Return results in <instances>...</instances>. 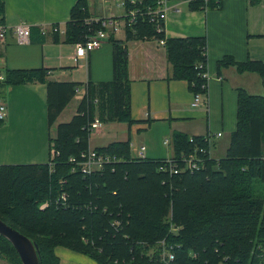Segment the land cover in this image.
Listing matches in <instances>:
<instances>
[{"label": "trees", "instance_id": "16d2710c", "mask_svg": "<svg viewBox=\"0 0 264 264\" xmlns=\"http://www.w3.org/2000/svg\"><path fill=\"white\" fill-rule=\"evenodd\" d=\"M156 4V0L125 2V11L139 12L132 27L125 29L124 40L109 36L110 81L54 82L48 80L46 68L4 71V95L10 86H46L49 128L76 89L85 87L76 114L69 122L57 124L56 136L49 139L50 150L53 142L58 152L52 161L0 166V220L37 244L39 264H59L57 247L85 255L96 264H166L160 258V241L173 254L167 264H264V95L237 90L236 127L225 156L219 160L202 156L200 171L162 172L165 159H133L128 139L94 149L115 159L101 171L87 176L71 172L69 158L90 149V124L95 118L101 123L137 122L130 115L127 42L164 40L171 79L186 82L193 94L206 95L205 38L166 39L148 14ZM189 7L215 8L218 3L195 0ZM3 17L0 0V24ZM100 28L90 16L88 0H78L64 34L55 33L52 41L84 44ZM217 65L233 67L239 74H257L264 88L261 61L237 63L225 57ZM205 137L173 133V160L180 165V159L196 149L208 152L212 144ZM62 193L67 194V202L56 204ZM44 202L48 207L39 210ZM0 254L9 264H21L1 236Z\"/></svg>", "mask_w": 264, "mask_h": 264}, {"label": "crops", "instance_id": "0c3cea01", "mask_svg": "<svg viewBox=\"0 0 264 264\" xmlns=\"http://www.w3.org/2000/svg\"><path fill=\"white\" fill-rule=\"evenodd\" d=\"M77 1L3 0L4 24L12 27L27 23L31 35L27 45H18L12 34L0 43V70L46 68L50 70L48 80L54 82L110 81L112 45L109 40L90 52L86 59L75 63V45L53 43L54 34L41 35L40 26L48 29L49 25H57L62 37L70 10ZM129 1L144 0H88L90 16L98 17L92 19L94 22L121 18L126 12L125 2ZM157 1H162L165 11L166 39L204 37L206 40L208 82L206 95L202 96L203 105L192 107L193 93L187 83L171 79L172 68L163 45L156 40L129 41L130 115L137 122L132 125L101 123L90 135L89 148L129 139L132 158H136L144 146L145 158L165 159L173 157L171 138L178 132L211 137L209 156L219 160L225 156L230 134L236 127L237 90L262 96L264 88L257 74H239L233 67L219 69L217 64L225 57L237 63L247 60L264 63V0H203L218 3V7L198 10L189 7L195 0ZM113 37L124 40L125 31ZM84 94L85 87L81 86L80 93H75L56 124L49 128L46 86L32 83L8 87L5 92L7 117L0 124V166L48 163L49 139L56 136L57 124L69 122L76 114ZM94 138L106 142L96 145ZM216 148L222 149V156L218 158H214L212 150ZM55 254L59 264H96L89 257L63 247H57Z\"/></svg>", "mask_w": 264, "mask_h": 264}, {"label": "built area", "instance_id": "2783aa9c", "mask_svg": "<svg viewBox=\"0 0 264 264\" xmlns=\"http://www.w3.org/2000/svg\"><path fill=\"white\" fill-rule=\"evenodd\" d=\"M134 1H131V4H134ZM155 9H148V14L155 19L154 22H156L157 31L161 32L164 27V21H165V11L162 9V1L156 2ZM139 12L138 9H130L126 11L127 19L123 21H119L116 19H106L101 22L102 29L96 33L95 36L90 38L85 44H77L76 45V51L75 55L73 57V61L75 63L78 62V60L86 59L87 53L90 51H93L97 49L102 41L106 38V30H112L113 32H117L120 29L124 27H131L133 22L135 21V18L137 16V13ZM163 25V26H162ZM51 32L56 33L58 32L57 27H50ZM41 33L44 35L46 34V30L44 27L41 28ZM12 34L14 36L15 42L18 45H27L30 41V35H31V27L27 23H18L17 25H14L12 27L6 26L4 23L0 24V43L4 42L6 37ZM164 41H160V44H163ZM203 79H206L208 81V74L207 72L202 74ZM5 79L4 71L0 70V122H3L7 117V104L5 100L4 95V88L2 89L1 85L2 82ZM203 87L206 88V84H203ZM76 93H80V88L76 89ZM84 96V95H83ZM82 96V97H83ZM202 96L203 94H193V101H192V107H198L202 106ZM101 125V122L95 118L94 121L90 124V130L94 132L98 129V127ZM218 137L220 134L217 135ZM206 141L211 145L212 138L209 136H206ZM165 144L168 143L167 140L164 141ZM210 151V149H209ZM206 152L205 149H196L193 153L188 154L186 156H183L180 160L181 163H177L173 160V157L165 158V165L163 167H160V170L162 172H167L169 175H177L181 172H196L200 171L204 168V163L202 160V156L206 154H210V152ZM145 147L142 146L139 149L138 156L133 159H146L144 157ZM199 153L200 155H197ZM58 152L54 149L50 150V159L49 162L52 161L56 156ZM115 159L113 157H110L108 155L98 153L94 149H87L86 151H83L79 153V155L70 157L69 163L72 166L71 172L76 173L79 172L82 174V176H87L95 172L101 171L105 165L114 162ZM51 165V163L49 164ZM68 196L66 193H62L57 199L56 204L61 203L62 205H65L67 202ZM48 206L47 202H44L40 205V208L43 209L44 207ZM159 247V254L160 258L163 262L166 264L173 259V254L170 251L169 248L165 247L164 241H160L158 243Z\"/></svg>", "mask_w": 264, "mask_h": 264}, {"label": "water", "instance_id": "95a60500", "mask_svg": "<svg viewBox=\"0 0 264 264\" xmlns=\"http://www.w3.org/2000/svg\"><path fill=\"white\" fill-rule=\"evenodd\" d=\"M0 236L4 237L12 245L21 264H39V248L37 244L1 220Z\"/></svg>", "mask_w": 264, "mask_h": 264}, {"label": "bare ground", "instance_id": "6f19581e", "mask_svg": "<svg viewBox=\"0 0 264 264\" xmlns=\"http://www.w3.org/2000/svg\"><path fill=\"white\" fill-rule=\"evenodd\" d=\"M129 2L131 3V1H129ZM125 14H126V12H125ZM125 16H126V15H124V16L121 17V18H108V19H116V20H119V21H123V20H125V19H124ZM104 20H106V19H103V20H101V21H100V20H99V21H95V23L100 24V27H101V22L104 21ZM3 23H4V22H3ZM52 26L57 27L58 30H59V27H58L57 25H49V26H48V29H47V27H45V26H40V32H41V28H42V27H44L45 30H46V34L43 35V34L41 33V35L45 36V35H47L48 33H49V34H55V33L51 32V30H50V27H52ZM131 27H132V26H131ZM131 27H128V26H127V27H124V28L120 29V30L117 31V32H113L112 30L107 29V30H106V38L102 41V43H103L105 40H108L110 35H114L115 33H118V32H120V31H125L126 28H131ZM101 29H102V27H101L99 30H97V32L100 31ZM97 32H96V33H97ZM56 33H60V31H58V32H56ZM96 33H95V35H96ZM95 35H93V36H95ZM93 36H92V37H93ZM92 37H90V38H92ZM90 38H89V39H90ZM87 41H88V40H87ZM87 41H86V42H87ZM160 41H164V40H160ZM160 41H158L159 44H160ZM86 42H85V43H86ZM85 43H84V44H85ZM102 43H101V45H102ZM76 45H77V44H76ZM76 45H75V51H76ZM82 45H83V44H82ZM101 45H100L98 48H100ZM160 45H164V43H163V44H160ZM98 48H97V49H98ZM97 49H95V50H97ZM93 51H94V50H93ZM90 52H92V51H90ZM90 52L87 53V56H88V54H89ZM166 247H167V246H166ZM169 249H170V248H169Z\"/></svg>", "mask_w": 264, "mask_h": 264}, {"label": "rangeland", "instance_id": "374dc122", "mask_svg": "<svg viewBox=\"0 0 264 264\" xmlns=\"http://www.w3.org/2000/svg\"><path fill=\"white\" fill-rule=\"evenodd\" d=\"M92 19L95 20V19H98V17H93ZM121 35H122V34H121ZM262 94H264V90H263V93H262ZM82 98H83V97H82ZM82 98H81V99H82ZM73 108H74V107H73ZM68 109H69L68 111H70L71 108L69 107ZM65 117H66V116H65ZM53 139H54V138H53ZM223 139H224V138H223ZM93 142H94V144H96V145H100V144H105L106 141H98V140H96V139L94 138V141H93ZM51 149H54V148H53V142H52V148H51ZM212 150L215 151V152H214V156H215L214 158H218V157L222 156V151H221L222 149H218V148H216V149H212ZM47 207H48V206H46V207H44L43 209H41V208H40V205H39V210H44V209L47 208ZM0 264H7V263L4 262L3 259L1 258V259H0Z\"/></svg>", "mask_w": 264, "mask_h": 264}, {"label": "flooded vegetation", "instance_id": "af4514ba", "mask_svg": "<svg viewBox=\"0 0 264 264\" xmlns=\"http://www.w3.org/2000/svg\"><path fill=\"white\" fill-rule=\"evenodd\" d=\"M2 237V236H1ZM2 238H4V237H2ZM5 239V238H4ZM6 240V239H5ZM12 246V245H11ZM14 249V248H13ZM3 259V261L4 262H6L7 264H9L8 262H7V260L5 259V256L4 255H2V254H0V259ZM20 260V259H19Z\"/></svg>", "mask_w": 264, "mask_h": 264}]
</instances>
